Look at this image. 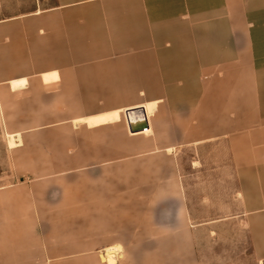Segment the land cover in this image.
I'll return each mask as SVG.
<instances>
[{
    "label": "rangeland",
    "instance_id": "obj_1",
    "mask_svg": "<svg viewBox=\"0 0 264 264\" xmlns=\"http://www.w3.org/2000/svg\"><path fill=\"white\" fill-rule=\"evenodd\" d=\"M56 3L0 0V62L15 67L22 53L45 54V9ZM5 77L0 73V264H108L100 255L111 246L116 264H264V179L239 162L250 154L243 138L230 142L216 129L197 142L206 132L198 129L195 100L182 99L181 131L150 126L134 156L88 167L85 143L104 158L122 157L125 132L83 130L80 154L76 122L128 126L123 110L70 122L74 100L63 99L61 83ZM214 101L222 125L226 103ZM157 106L146 104L154 121Z\"/></svg>",
    "mask_w": 264,
    "mask_h": 264
},
{
    "label": "crops",
    "instance_id": "obj_2",
    "mask_svg": "<svg viewBox=\"0 0 264 264\" xmlns=\"http://www.w3.org/2000/svg\"><path fill=\"white\" fill-rule=\"evenodd\" d=\"M45 13V54L22 53L15 67L1 61L3 82L25 76L44 83L42 73L57 71L44 84L61 83L63 99L74 100L70 115L77 117L70 122L158 103L157 119L147 114L153 131H181L182 99L192 98L198 129L206 132L197 142L216 129L230 142L243 138L250 154L239 162L264 179V0H57ZM216 99L226 103L222 125L215 121ZM77 123L80 154L83 130L125 132L122 157L116 151L104 158L96 144L85 143L88 167L126 160L136 142L150 137L119 122Z\"/></svg>",
    "mask_w": 264,
    "mask_h": 264
},
{
    "label": "water",
    "instance_id": "obj_3",
    "mask_svg": "<svg viewBox=\"0 0 264 264\" xmlns=\"http://www.w3.org/2000/svg\"><path fill=\"white\" fill-rule=\"evenodd\" d=\"M126 116L131 132L144 131L150 128L147 112L144 107L127 110Z\"/></svg>",
    "mask_w": 264,
    "mask_h": 264
},
{
    "label": "bare ground",
    "instance_id": "obj_4",
    "mask_svg": "<svg viewBox=\"0 0 264 264\" xmlns=\"http://www.w3.org/2000/svg\"><path fill=\"white\" fill-rule=\"evenodd\" d=\"M136 133V132H134ZM103 262H107L108 264H116L117 256H116V247L111 246L107 247L103 250V253L100 255Z\"/></svg>",
    "mask_w": 264,
    "mask_h": 264
},
{
    "label": "built area",
    "instance_id": "obj_5",
    "mask_svg": "<svg viewBox=\"0 0 264 264\" xmlns=\"http://www.w3.org/2000/svg\"><path fill=\"white\" fill-rule=\"evenodd\" d=\"M127 117V116H126Z\"/></svg>",
    "mask_w": 264,
    "mask_h": 264
}]
</instances>
